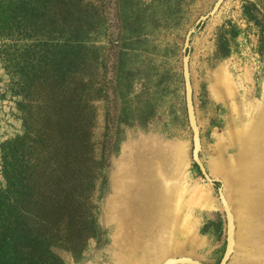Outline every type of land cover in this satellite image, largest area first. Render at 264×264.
Listing matches in <instances>:
<instances>
[{
	"label": "rangeland",
	"instance_id": "374dc122",
	"mask_svg": "<svg viewBox=\"0 0 264 264\" xmlns=\"http://www.w3.org/2000/svg\"><path fill=\"white\" fill-rule=\"evenodd\" d=\"M218 2L2 0L0 261L222 264V190L226 264H264V0L190 34Z\"/></svg>",
	"mask_w": 264,
	"mask_h": 264
},
{
	"label": "water",
	"instance_id": "95a60500",
	"mask_svg": "<svg viewBox=\"0 0 264 264\" xmlns=\"http://www.w3.org/2000/svg\"><path fill=\"white\" fill-rule=\"evenodd\" d=\"M222 1L223 0H219V2L216 4L214 9L207 16H205L199 20L196 27H194V29L190 32V34H192L193 32L196 31V28L198 25H200L201 23H203L205 20H207L209 17L213 16L216 13V11L220 7ZM189 37H190V35H188L186 47L188 46ZM183 71H184V79H185V87H186V102H187V108H188L189 121H190L191 129L193 130V134H194V160L199 165V167H200L203 175L207 179V181L211 185H214L215 181L208 175L207 170H206L205 166L203 165V163L199 157V154L201 151L200 130H199V127L197 124L196 116H195V109H194V103H193V88H192L191 76H190L189 58L187 56H185L184 60H183ZM220 197H221L222 203L224 205V208L226 211V216H227V221H228V247H227V252H226L225 258L222 262V264H226L227 260L229 259L230 255L233 252L234 229L235 228H234L233 215L231 213V210H230V207L227 203V200L222 193V190H220ZM225 202L229 207L230 215L232 218V239H231L230 252H229V217H228V212H227V209L225 206ZM228 253H229V255H228ZM165 264H203V263L196 261V260H193L191 258H185L184 257V258H178V259L177 258L176 259H169L168 261H166Z\"/></svg>",
	"mask_w": 264,
	"mask_h": 264
},
{
	"label": "bare ground",
	"instance_id": "6f19581e",
	"mask_svg": "<svg viewBox=\"0 0 264 264\" xmlns=\"http://www.w3.org/2000/svg\"><path fill=\"white\" fill-rule=\"evenodd\" d=\"M225 206H226V209H227V212H228V217H229V252H230L231 239H232V218H231V215H230L229 207L226 204V202H225ZM228 255H229V253H228Z\"/></svg>",
	"mask_w": 264,
	"mask_h": 264
},
{
	"label": "trees",
	"instance_id": "16d2710c",
	"mask_svg": "<svg viewBox=\"0 0 264 264\" xmlns=\"http://www.w3.org/2000/svg\"><path fill=\"white\" fill-rule=\"evenodd\" d=\"M2 4V0H0V5ZM3 13L2 12H0V15H2ZM1 242H2V240H1ZM5 247H3V249H4ZM0 264H5L3 261H0Z\"/></svg>",
	"mask_w": 264,
	"mask_h": 264
}]
</instances>
